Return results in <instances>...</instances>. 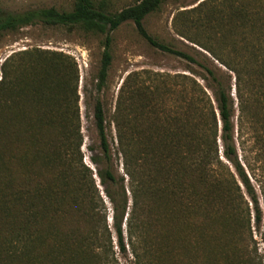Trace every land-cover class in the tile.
I'll list each match as a JSON object with an SVG mask.
<instances>
[{
    "label": "trees",
    "instance_id": "16d2710c",
    "mask_svg": "<svg viewBox=\"0 0 264 264\" xmlns=\"http://www.w3.org/2000/svg\"><path fill=\"white\" fill-rule=\"evenodd\" d=\"M162 1L137 0L117 11H109L105 0H73L68 10L48 6L12 12L0 6V34L38 23L77 26L104 34L98 91L105 84L112 59L110 33L126 21L133 23L137 34L150 46L205 72L204 87L190 76L176 74L174 134L158 132L163 126L159 116L147 121L148 112L143 109L130 114L125 123L119 119L118 107L116 146L112 148L103 104L96 98L92 105L95 141L86 146L89 165L81 150L78 109L70 103H64L63 110L55 103L37 102L32 105L36 113L32 118H18L16 112L21 105L12 95H5L14 89L13 76L7 69L17 65L5 63L0 79V264H112L109 252L113 236L120 254L126 255L124 232L133 257L141 263L145 257L136 248L145 250L152 238L149 229L156 212L175 211L179 196L203 195L198 185L207 180L231 196L235 189L240 190L238 181L252 204L258 229V197L238 158L233 137L232 93L240 118L259 123L258 116L264 115V21L250 17L249 0L230 4L226 17H239L238 31L245 29L246 36L190 40L218 63L215 70L146 31L143 19ZM240 15L247 18L246 24L241 23ZM228 25L233 33L234 26L231 22ZM46 65L54 68V59L46 58ZM128 78L131 76L125 80ZM127 90L124 88V93ZM141 92L136 87L125 96L131 111L143 107ZM119 160L122 172L117 167ZM245 166L251 169L246 162ZM220 168L225 170L218 172ZM240 221V227L250 228V217L242 214ZM237 264L262 262L255 263L246 255Z\"/></svg>",
    "mask_w": 264,
    "mask_h": 264
},
{
    "label": "rangeland",
    "instance_id": "374dc122",
    "mask_svg": "<svg viewBox=\"0 0 264 264\" xmlns=\"http://www.w3.org/2000/svg\"><path fill=\"white\" fill-rule=\"evenodd\" d=\"M105 1L109 11H117L137 0ZM245 1L163 0L156 10L143 19V25L158 41L183 50L216 70L218 63L212 61L201 47L190 40L202 41L206 36L219 35L234 38L246 36L245 29L238 31L239 17L231 20L226 17L230 4L240 5L245 4ZM72 2L0 0V6L12 12L48 6L68 10ZM248 3L250 17L258 19V22L264 21V0H249ZM226 19L234 26L233 33ZM240 19L241 23H247L245 16L240 15ZM110 36L112 59L105 84L98 91L97 73L104 34L86 32L77 26H47L40 23L0 34V79L5 63L17 65L15 69H7V74L13 76L14 89L5 92L6 96L12 95L13 100L21 105L16 112L17 117L32 118L36 114L32 105L37 102L55 103L63 110L64 103L73 104L79 114L83 159L89 165L86 146L95 141L92 105L96 98L103 104L107 136L113 148L116 146L118 107L121 112L119 119L125 123L129 122L130 114L143 109L148 112L145 113L147 121L154 115L159 116L163 126L157 129L158 132L174 134L176 74L190 76L203 87L205 82V72L200 67L150 46L137 34L131 21L122 23ZM46 58L54 59V68L46 65ZM31 62H36L35 68ZM128 75L131 78L125 80ZM136 87L143 90L140 96L143 107L131 111L125 96ZM124 88L128 89L125 93ZM168 89L170 93H166ZM207 93L212 99L209 90ZM232 94L233 137L238 158L258 197L261 209L258 229L253 222L252 204L238 181L240 190L235 189L231 196L207 180L208 183L198 185L203 195L193 198L179 196L176 198L175 211L156 212L149 229L152 238L147 242L145 250L142 246L136 248L138 253L144 254L145 259L141 263H137L133 257L125 232V256L118 251L113 236V249L109 252L112 264H237L246 255L254 259L255 263L260 260L264 264V115L262 113L258 116L259 123L240 118L237 99L234 92ZM217 123L219 135L220 123ZM217 147L221 157L218 136ZM245 162L251 169H247ZM117 167L122 172L121 160ZM223 170L220 168L218 172ZM242 214L245 218L250 217V228L247 225L240 227Z\"/></svg>",
    "mask_w": 264,
    "mask_h": 264
}]
</instances>
